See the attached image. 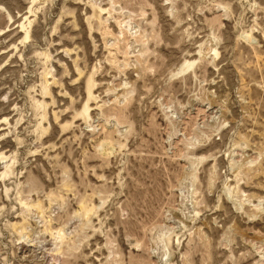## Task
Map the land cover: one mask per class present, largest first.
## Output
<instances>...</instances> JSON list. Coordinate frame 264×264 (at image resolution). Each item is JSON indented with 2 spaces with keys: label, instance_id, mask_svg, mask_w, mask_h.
Here are the masks:
<instances>
[{
  "label": "rangeland",
  "instance_id": "obj_1",
  "mask_svg": "<svg viewBox=\"0 0 264 264\" xmlns=\"http://www.w3.org/2000/svg\"><path fill=\"white\" fill-rule=\"evenodd\" d=\"M0 264H264V0H0Z\"/></svg>",
  "mask_w": 264,
  "mask_h": 264
}]
</instances>
